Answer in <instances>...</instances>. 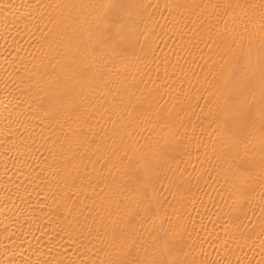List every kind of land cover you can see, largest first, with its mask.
Listing matches in <instances>:
<instances>
[{"label": "bare ground", "instance_id": "obj_1", "mask_svg": "<svg viewBox=\"0 0 264 264\" xmlns=\"http://www.w3.org/2000/svg\"><path fill=\"white\" fill-rule=\"evenodd\" d=\"M0 264H264V0H0Z\"/></svg>", "mask_w": 264, "mask_h": 264}]
</instances>
